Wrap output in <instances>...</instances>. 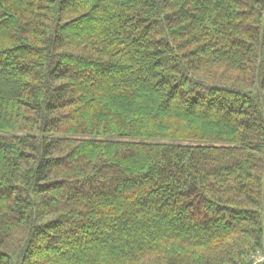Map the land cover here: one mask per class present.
I'll use <instances>...</instances> for the list:
<instances>
[{
    "label": "trees",
    "instance_id": "16d2710c",
    "mask_svg": "<svg viewBox=\"0 0 264 264\" xmlns=\"http://www.w3.org/2000/svg\"><path fill=\"white\" fill-rule=\"evenodd\" d=\"M262 250L264 0H0V264Z\"/></svg>",
    "mask_w": 264,
    "mask_h": 264
},
{
    "label": "rangeland",
    "instance_id": "374dc122",
    "mask_svg": "<svg viewBox=\"0 0 264 264\" xmlns=\"http://www.w3.org/2000/svg\"><path fill=\"white\" fill-rule=\"evenodd\" d=\"M263 260H264V250H262L261 252L258 251L252 255V261H253L252 264H258Z\"/></svg>",
    "mask_w": 264,
    "mask_h": 264
}]
</instances>
